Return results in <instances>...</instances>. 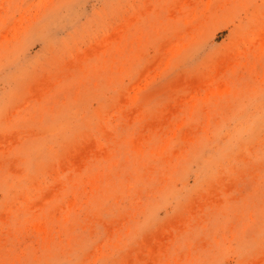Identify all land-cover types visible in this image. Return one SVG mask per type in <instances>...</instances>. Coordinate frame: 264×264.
<instances>
[{
    "label": "rangeland",
    "instance_id": "rangeland-1",
    "mask_svg": "<svg viewBox=\"0 0 264 264\" xmlns=\"http://www.w3.org/2000/svg\"><path fill=\"white\" fill-rule=\"evenodd\" d=\"M0 264H264V0H0Z\"/></svg>",
    "mask_w": 264,
    "mask_h": 264
}]
</instances>
